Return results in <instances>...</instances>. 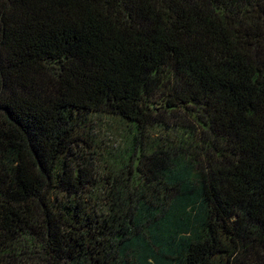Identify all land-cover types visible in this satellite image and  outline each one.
<instances>
[{
	"label": "trees",
	"instance_id": "obj_1",
	"mask_svg": "<svg viewBox=\"0 0 264 264\" xmlns=\"http://www.w3.org/2000/svg\"><path fill=\"white\" fill-rule=\"evenodd\" d=\"M0 264H264V0H0Z\"/></svg>",
	"mask_w": 264,
	"mask_h": 264
},
{
	"label": "rangeland",
	"instance_id": "obj_2",
	"mask_svg": "<svg viewBox=\"0 0 264 264\" xmlns=\"http://www.w3.org/2000/svg\"><path fill=\"white\" fill-rule=\"evenodd\" d=\"M125 125V127H124ZM127 124L111 117H92L87 124L85 134L93 141L95 146H100L104 155L93 156V168L98 173L97 176H104L107 164L105 158L122 145V135ZM83 149L85 150V146ZM87 157V156H86Z\"/></svg>",
	"mask_w": 264,
	"mask_h": 264
}]
</instances>
